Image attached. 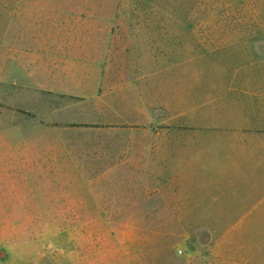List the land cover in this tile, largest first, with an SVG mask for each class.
<instances>
[{
	"label": "rangeland",
	"instance_id": "374dc122",
	"mask_svg": "<svg viewBox=\"0 0 264 264\" xmlns=\"http://www.w3.org/2000/svg\"><path fill=\"white\" fill-rule=\"evenodd\" d=\"M63 15L107 42L109 87L140 99L154 151L71 200V177L23 173L1 85L0 264H264V192L197 160V140L237 135L243 95L264 89V0H0V39ZM50 190L59 200H38Z\"/></svg>",
	"mask_w": 264,
	"mask_h": 264
},
{
	"label": "crops",
	"instance_id": "0c3cea01",
	"mask_svg": "<svg viewBox=\"0 0 264 264\" xmlns=\"http://www.w3.org/2000/svg\"><path fill=\"white\" fill-rule=\"evenodd\" d=\"M43 6L56 9L55 4ZM60 8L69 10L71 4L61 3ZM63 20L56 26L37 24L32 31L27 26V33L22 23L20 30L5 29L0 86L12 120H19L6 127L19 130L10 143L14 158L27 170L23 173L71 177V200H83L100 182L95 177L137 168L141 154L154 151L155 133L151 123L141 124L140 99L109 87L107 42L76 38L71 17L63 15ZM217 101L212 97V104ZM241 102L238 134H231L228 123L210 140L198 139L197 160L216 182L237 177L244 191L264 192V89L248 91ZM49 193L38 200H59L56 191Z\"/></svg>",
	"mask_w": 264,
	"mask_h": 264
}]
</instances>
